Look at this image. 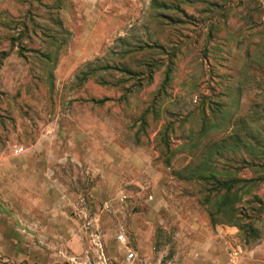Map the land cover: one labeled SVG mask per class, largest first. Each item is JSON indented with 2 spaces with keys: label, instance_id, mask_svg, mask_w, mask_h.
<instances>
[{
  "label": "rangeland",
  "instance_id": "obj_1",
  "mask_svg": "<svg viewBox=\"0 0 264 264\" xmlns=\"http://www.w3.org/2000/svg\"><path fill=\"white\" fill-rule=\"evenodd\" d=\"M54 1L61 7L48 0H0V66L14 51L10 66L61 64L58 73L66 74L63 64L73 55L62 44L74 48L77 42L58 37L64 32L62 11L67 20H80L82 9L74 1ZM184 3L180 1L172 10L161 8L165 36L151 40V45H140L130 54L103 55L99 61H86L72 71L64 86L63 79L59 84L40 81L45 85L42 91L35 82L36 105L43 96L52 101L62 88L64 114L87 106L86 96H112V103H98L96 107L99 111L113 110L119 131L114 136L113 158L128 159L131 167L113 184L114 195L106 200L89 194L100 177L83 173L74 176L72 169L71 176L61 178L81 193L75 200L78 213L73 211V217L83 224L93 221L110 225L108 229L87 230L91 241L83 251L75 247H31L28 233L23 230L28 224L22 200L16 206L2 200L0 255L22 264H38L23 256L42 250L55 258L50 264H208V248L203 240L217 233V224L227 227L221 242L226 264H245L255 254H264V0H191L188 7L182 6ZM74 20L72 23L80 29V23ZM26 29L31 34H26ZM170 31L175 35L172 39ZM105 81L112 86L103 85ZM234 98L245 101L234 103ZM17 106L5 91H0V126L5 130L10 119L25 113ZM225 107H238L239 122L231 142L243 149L229 156L235 160L236 180L240 173L258 179L236 184L235 191L220 192L219 196L230 194L229 199L223 212L211 215L215 208L204 198L209 196L210 185L198 180L187 183L183 146L187 128L200 127L203 109L207 116L215 117ZM12 137L0 134V148H5L0 150V157L60 162L86 161L93 155L84 151L33 150L30 144L21 143L45 142L43 135L17 136L16 141ZM59 141L56 135L47 140L57 147ZM16 144L25 146L26 151L16 155ZM245 159L260 167H246ZM224 178L233 180V175ZM187 191L198 198L187 197ZM105 211L108 221L101 217ZM57 219V226L64 223ZM120 235L125 241L119 239ZM9 238L15 241H7ZM130 251L135 252V258L128 259ZM73 256H84L89 261L80 262Z\"/></svg>",
  "mask_w": 264,
  "mask_h": 264
},
{
  "label": "crops",
  "instance_id": "obj_2",
  "mask_svg": "<svg viewBox=\"0 0 264 264\" xmlns=\"http://www.w3.org/2000/svg\"><path fill=\"white\" fill-rule=\"evenodd\" d=\"M48 1L55 7H61L60 2ZM69 1H74V4L81 7L82 11L80 20H77V17L71 19L80 23V29H76V25L71 20H67L66 12L62 11L65 15L64 32L58 37L77 42L74 48L66 43L62 44L69 55H73L63 64L66 68L64 76H60L58 73L59 68L62 67L61 64L59 66H39L40 68L14 64L10 66L14 51L9 53L0 66V91H5L11 98V102L12 100L17 102L19 111L22 108L25 111V113H18L10 119V123L6 124L7 130L3 125L0 126V134L13 136L15 141L17 136L22 135H43L47 140L56 135L60 139L58 147L53 146L47 140L36 143L22 140L21 143L30 144L33 150L84 151L93 152V155L92 158L87 157L86 161L65 159L60 162L45 158H28L19 161L0 157V209L3 205L2 200H7L11 206H16L18 201L22 200V206L25 208L24 220L28 224V228L23 230L28 233L27 241L31 247H75L83 251L84 247H88L87 243L91 241L87 230L108 229L110 225L105 222L93 221H90L89 225L88 222L83 224L73 217V211L78 210L75 200L81 193L79 190L71 189L69 182H64L61 178L71 176L72 169L74 176L81 173L92 174L93 177H100V181L89 191L91 196L98 200H106L114 195L113 184L119 181V177L125 175V171H130L131 165L128 159L122 158L115 161L113 158L114 136L119 134L115 127L113 110L99 111L96 107L98 103H112L114 99L108 95L101 98L86 96L85 99L89 102L87 106L73 114H64L61 112L62 88L61 94L56 95L52 101L49 97H41L39 105L33 101L34 89L38 88L37 84H39L43 91L45 85L44 83L40 84V81L47 80L59 84V81L63 79L62 86H64L65 81L71 79L72 71L86 61L94 59L99 61L103 55L130 54L134 48L140 49V45H151V40L162 39L165 35H162L161 8L168 7L169 10H172L177 7L180 1L185 2L182 6L188 7L191 0ZM151 12L152 17L149 18ZM28 31L31 34V31L27 29L26 34ZM168 36L172 39L175 35L173 36L170 31ZM110 66L115 65L111 64ZM86 80L85 82L88 81ZM95 82L97 83V81ZM103 85L112 86V83L105 81ZM244 101L243 98L240 101L234 98V103ZM49 102L55 103V105L52 106ZM237 108L225 107V112L221 110L215 117L207 116L206 110L203 109L200 127L187 128V140L183 146L187 183L197 182V180L208 182V179L224 181V176L227 174L233 175V181L236 180L235 160L229 156H234L236 152L243 149L239 143L231 142L234 138V128L239 122ZM246 123L251 125L249 118H246ZM255 147H257L256 144ZM4 149V147L0 148V150ZM122 150L124 149L122 148ZM128 150L130 151V147L127 148ZM97 156L99 157L97 158ZM246 167L257 166L248 163ZM242 178L251 179L254 177L252 174L249 176L238 174L237 179L241 180ZM187 197L198 198V195L189 194L187 191ZM10 214L16 213L10 211ZM58 217L60 221L64 222L59 226L56 225V222L59 221ZM101 217H105L108 221L107 211ZM225 226L217 224V233L210 234L206 236L207 240H203V245L208 248L206 260L208 264H226L221 243L222 237L227 231ZM20 229L22 230V228ZM49 232L54 233L50 235ZM11 240L15 241L14 238L7 239V241ZM23 257L38 264H50L55 261V258L49 256L45 250L31 251ZM73 257L76 259L77 256ZM77 258L80 262L89 261L84 256ZM245 264H264V254H255Z\"/></svg>",
  "mask_w": 264,
  "mask_h": 264
},
{
  "label": "trees",
  "instance_id": "obj_3",
  "mask_svg": "<svg viewBox=\"0 0 264 264\" xmlns=\"http://www.w3.org/2000/svg\"><path fill=\"white\" fill-rule=\"evenodd\" d=\"M245 160L248 163H252V166L260 167V164H255V162L253 163V162H251V160H248V159H245ZM257 179L258 178H255V177L251 178V179H241V180L237 179L235 181H233V180L216 181L215 179H208V184L210 185L209 186L210 188L207 191H208L209 196L205 197V200L210 202V204H212L215 208V210H212L211 215H214L215 213L220 214L221 212H223L225 209V201H226V199H229L230 194L227 195V197L224 195L219 196L220 192H222L224 190L226 192L235 191L236 190L235 189L236 184L241 183V182L248 184V183H252V182L257 181ZM236 199H239V198L237 197Z\"/></svg>",
  "mask_w": 264,
  "mask_h": 264
},
{
  "label": "built area",
  "instance_id": "obj_4",
  "mask_svg": "<svg viewBox=\"0 0 264 264\" xmlns=\"http://www.w3.org/2000/svg\"><path fill=\"white\" fill-rule=\"evenodd\" d=\"M13 151L16 155H20L26 151V147L23 145H15ZM119 239L125 241L124 235H120ZM133 258H135V252L130 251L128 254V259H133ZM0 264H22V263L17 262L13 258L0 255Z\"/></svg>",
  "mask_w": 264,
  "mask_h": 264
}]
</instances>
